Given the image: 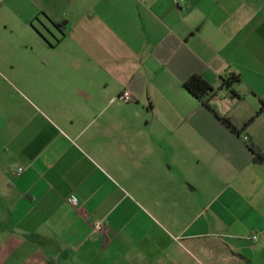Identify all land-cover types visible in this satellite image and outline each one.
<instances>
[{
  "label": "crops",
  "instance_id": "obj_1",
  "mask_svg": "<svg viewBox=\"0 0 264 264\" xmlns=\"http://www.w3.org/2000/svg\"><path fill=\"white\" fill-rule=\"evenodd\" d=\"M263 103L264 0H0V264H264Z\"/></svg>",
  "mask_w": 264,
  "mask_h": 264
},
{
  "label": "trees",
  "instance_id": "obj_2",
  "mask_svg": "<svg viewBox=\"0 0 264 264\" xmlns=\"http://www.w3.org/2000/svg\"><path fill=\"white\" fill-rule=\"evenodd\" d=\"M241 78L239 75H232L229 79L223 80V86L230 89L233 93L237 94L236 91L232 88L234 83L240 82ZM185 87L198 99L202 101V103L212 110L215 114L219 116L217 111L214 109V106L211 104V99L214 97V89L210 86L202 76L193 75L186 83ZM238 95V94H237ZM238 97H240L238 95ZM262 110L264 109V103L262 105ZM261 110V111H262ZM260 114V112L258 113ZM228 127H230L233 131L239 132V128H237L230 119L226 117L219 116ZM255 117L252 118L242 129L245 130L253 121ZM250 148L254 155V161L260 164H264V151L261 147L256 144H251Z\"/></svg>",
  "mask_w": 264,
  "mask_h": 264
},
{
  "label": "built area",
  "instance_id": "obj_3",
  "mask_svg": "<svg viewBox=\"0 0 264 264\" xmlns=\"http://www.w3.org/2000/svg\"><path fill=\"white\" fill-rule=\"evenodd\" d=\"M118 99H119L120 101H123V102H130V101H132V97H131V95H130L129 93H125V94L119 96ZM246 140H248V138H246ZM20 172H22V170H20ZM70 202L73 203V204H77V202H76V200H75L74 198H72V199L70 200ZM96 229H97L98 231L103 230V225H102V224H97V225H96ZM258 239H259V238H258L257 235L253 236V240H254V241H258Z\"/></svg>",
  "mask_w": 264,
  "mask_h": 264
}]
</instances>
